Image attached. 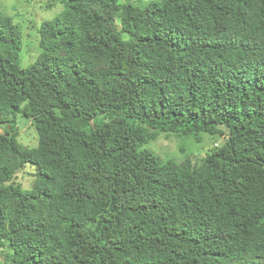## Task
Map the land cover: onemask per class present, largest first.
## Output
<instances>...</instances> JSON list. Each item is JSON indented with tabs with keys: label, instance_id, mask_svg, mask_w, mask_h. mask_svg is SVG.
I'll use <instances>...</instances> for the list:
<instances>
[{
	"label": "trees",
	"instance_id": "trees-1",
	"mask_svg": "<svg viewBox=\"0 0 264 264\" xmlns=\"http://www.w3.org/2000/svg\"><path fill=\"white\" fill-rule=\"evenodd\" d=\"M56 4L27 67L0 16V264H264V0Z\"/></svg>",
	"mask_w": 264,
	"mask_h": 264
},
{
	"label": "rangeland",
	"instance_id": "rangeland-1",
	"mask_svg": "<svg viewBox=\"0 0 264 264\" xmlns=\"http://www.w3.org/2000/svg\"><path fill=\"white\" fill-rule=\"evenodd\" d=\"M49 1L53 0H0V16L11 17L13 22L18 24L21 30L22 49L20 57L22 67H27L41 53V49L38 45L39 36L37 33L40 23L45 19L53 18V15L60 12L62 9L59 4L48 8L46 5ZM17 128L18 141L25 146L35 147L37 144V136L30 122L26 118L18 116ZM0 133H2V130H0ZM222 142L223 139H219L216 144L220 145ZM179 143V140L174 136H169L168 138L160 136L150 148L162 156L165 154H174L179 157ZM210 149V146L208 149L207 146H205L196 152L195 155H204L205 152ZM24 172L27 174L21 175L20 177L23 178L18 182L24 189H30L34 180L32 174L35 172V166L26 165Z\"/></svg>",
	"mask_w": 264,
	"mask_h": 264
}]
</instances>
